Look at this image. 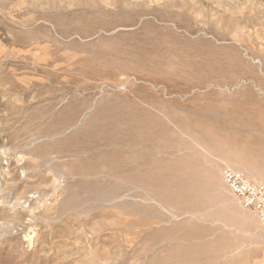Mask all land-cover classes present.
<instances>
[{"label": "rangeland", "instance_id": "obj_1", "mask_svg": "<svg viewBox=\"0 0 264 264\" xmlns=\"http://www.w3.org/2000/svg\"><path fill=\"white\" fill-rule=\"evenodd\" d=\"M227 168L264 186V0H0V264H264Z\"/></svg>", "mask_w": 264, "mask_h": 264}, {"label": "built area", "instance_id": "obj_2", "mask_svg": "<svg viewBox=\"0 0 264 264\" xmlns=\"http://www.w3.org/2000/svg\"><path fill=\"white\" fill-rule=\"evenodd\" d=\"M221 178L242 208L254 214L264 228V186L251 181L243 173L228 168L221 172Z\"/></svg>", "mask_w": 264, "mask_h": 264}]
</instances>
